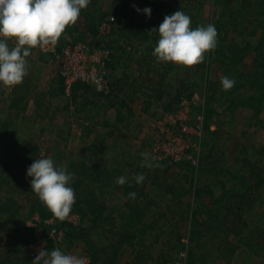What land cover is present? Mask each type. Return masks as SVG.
Returning a JSON list of instances; mask_svg holds the SVG:
<instances>
[{
  "label": "trees",
  "instance_id": "16d2710c",
  "mask_svg": "<svg viewBox=\"0 0 264 264\" xmlns=\"http://www.w3.org/2000/svg\"><path fill=\"white\" fill-rule=\"evenodd\" d=\"M98 1L91 0L88 7L81 11L78 21L74 25L67 26L62 35H70L74 42L87 40L89 33L93 36L98 35L99 25L109 17L108 12L104 13L100 9ZM117 1L121 2V0ZM142 1L144 5L140 8L141 10L148 7L151 9V14L160 15L162 20L165 16H169L164 8L165 5L160 0ZM177 1L188 8L190 0ZM213 2L219 6L218 11L213 10L206 22L213 24L217 30V45L215 49L205 54L203 63L197 64L195 71L206 69L204 77L208 103L212 106L220 99L222 100L218 103L221 104L218 106L219 109L212 110L214 113L217 112L220 120L225 115H232L233 109H237L238 106L232 103L237 102L248 111L249 118L251 121L255 120L253 124L259 126L258 131L264 136V30L260 32L259 39L255 43L244 42L241 46L236 43L227 44L224 35L221 34V26H225L223 18L226 15L227 23L234 28L242 23L255 24L256 21L259 27H263L264 21L261 18L264 17V0H213ZM156 4V9L152 10ZM123 12H125L124 9ZM134 14H138L135 9L132 15ZM110 15L115 17V22L112 23L107 35L102 36L107 38L108 42L104 46L111 52L108 68L116 70L112 62H115L117 66V62L121 59L124 62V69L129 73L124 72L119 77H114L110 72L107 80L111 92L107 94L98 93L86 84H75L69 101L76 106L75 112L78 109L82 112L87 107H93L100 98L105 103L110 102L118 92L133 85L138 87L141 83L140 88L136 90L141 91L146 88L144 82L148 80L147 78L153 79L151 77L153 74L159 78L154 77L158 86L169 78L165 110L171 111L181 102L183 94L188 92L189 81L186 75L168 77L167 74L174 68L171 63L164 65L166 70L161 72L157 71L150 61L154 49L152 46L156 44L158 35L157 33L151 35L148 29L158 28L163 21L155 25L153 23L152 27L150 25L144 27L145 25L141 22L135 25L132 15L128 14V23H122L123 17L120 16H126L122 14V11ZM139 15L144 14L141 12L137 16ZM196 23V27L200 23L207 25L200 21ZM126 41L130 44L126 46L127 48L122 43ZM38 57L39 61H44L46 58L43 55ZM248 59L250 60L247 61ZM245 61L250 64L247 68L242 66ZM215 67L217 71H214ZM132 68L139 73L138 77H131L134 74ZM212 74H214L213 79ZM224 76L235 80L234 86L227 91L223 90L220 84ZM30 83L31 81L25 77L21 84L13 87L9 98V109L17 113L24 112L28 100L33 98L35 113L38 114L42 113V108L45 109L46 95L53 98L63 97L64 86L61 79L49 88ZM175 88L176 94L171 96L170 89ZM32 92L36 93L31 95ZM217 94H222L218 101L215 99ZM192 96L193 91L189 90L185 98L190 99ZM149 98H152L151 95ZM205 129L209 131L207 127ZM219 134L222 135V132ZM93 147H90L88 152L91 155H97L100 151ZM203 147L205 150L203 148V152L199 153L197 167L186 162L166 167L169 170L176 169L178 175L183 173L182 177L176 175L175 179L171 180L169 175L164 176L163 179L153 176L148 182L143 181L137 184L133 177L147 170L144 165L143 169L136 168L133 176L127 178V182L122 186L116 184V179L123 176V173L116 172L117 170L108 171L102 159L90 156L92 159L69 160L66 169L73 174L71 186L75 192V203L70 213L78 217V223L72 225L65 219L56 217L55 228L64 233L68 248H73L74 244L82 246L89 258V264H117L126 247L132 249L131 264H167L170 261L167 257L171 252L176 256L188 247V264H208V260H211V264H236L234 259L239 250L252 253L264 261V165L261 163L263 160L254 161L248 157H242L239 161L242 164L240 168L246 169L243 172L247 174L239 177L237 183H232L228 187L221 183V192L215 195L210 184L214 180L209 181L207 177L208 173L219 172L210 161L215 144L208 148L205 143ZM248 153L245 150L244 154ZM256 153L264 156V148ZM0 167L2 175L0 178V192H2L0 230L5 231V238L0 237V251L6 256L4 259L6 264H35V259L27 254L26 248L35 241L36 229L17 227L23 224L20 219L21 213L27 210L28 216L36 215L39 220L38 226L43 229L44 236L48 233L49 226H44L42 223L53 218L54 215L31 191V178L24 174L13 175L14 169L8 165L4 167L1 164ZM167 169L163 171L165 174ZM222 170L220 172H226ZM198 175L207 178L203 183H199ZM109 189L122 192L121 196L125 202L118 209L112 208V205L106 204L97 196V192L103 194ZM130 193H135V197L130 196ZM189 196L192 200L187 204L184 199ZM162 202H164L163 205ZM205 202L211 209H207L208 205L206 206ZM173 223L178 225L173 227ZM185 223L188 225L186 228L183 226ZM185 229H188L186 235L183 234ZM184 236L190 246L183 242ZM147 237L151 239L150 248L145 247L143 243L144 238ZM161 239L164 252L163 255L157 252L155 257L151 246ZM53 249H55L54 245L49 241L45 250L50 252ZM2 262L0 264H4Z\"/></svg>",
  "mask_w": 264,
  "mask_h": 264
},
{
  "label": "rangeland",
  "instance_id": "374dc122",
  "mask_svg": "<svg viewBox=\"0 0 264 264\" xmlns=\"http://www.w3.org/2000/svg\"><path fill=\"white\" fill-rule=\"evenodd\" d=\"M160 1L162 2V4L165 5L164 8L166 9V12L169 13V16L178 10H181L185 14L190 16L192 28L196 27L195 24H197L196 22L198 21L207 24L206 20L210 18V16L213 13V10L217 12L219 8V6L215 4L213 0H190L188 8H185V5L177 0L168 1V2H165L164 0H160ZM156 3L158 4L159 2L157 1ZM157 4L154 5V8H152V10L156 9ZM98 5L104 13L106 12L109 13L108 16H111L110 15L111 13L122 11V14L124 13L126 15V16L124 15L120 16L123 17L122 23L127 24L128 23L127 14L129 16L132 15L133 10L135 8L140 9L142 5H144V2L142 0H121V2L118 3L117 0H99ZM145 5L147 6L146 3ZM123 9L125 10V12H123ZM118 15L120 14L118 13ZM137 15L138 14L132 15L133 17L132 21H134V23L136 22L135 25L138 24V22H141L145 25L144 27H147L146 25H150L152 27L153 23L155 25V24H159L158 23L159 21H163L160 15L158 14L155 15L154 13L151 14L152 18H148L145 15H139V16ZM140 16H142V18H137ZM113 18L115 21L114 16ZM223 19L224 21L223 20L222 21L225 22V26L224 25H223L224 27L221 26L222 27L221 34L224 35L227 44L236 43L239 44L240 46L243 45L244 42L253 44L259 39L260 32L264 30V26L259 27L257 21L254 22L255 24L242 23L238 27L234 28L229 23H227L228 21L227 15ZM261 19L262 21H264V17H262ZM198 25L203 26L204 24L200 23ZM79 28L81 29V27ZM153 29H155V27H153ZM148 30L149 33H151V35L155 34V32L152 33V30H150V28ZM75 37L78 36L75 35ZM70 39L72 41L74 40L71 36ZM95 40L101 45H105L106 42H108L107 38H103L102 35L97 37V34L95 36ZM122 43L123 45L125 44V48H127L126 47L127 45H130L128 41ZM153 45L154 46L152 47L154 48L155 44ZM13 46H14V41L9 42V47H13ZM31 53L32 54L30 55V57H27L29 59V61L27 60L28 69L30 68L29 65L32 64L31 67L34 66L32 63V59L38 57V55L32 52V50ZM46 59L47 58H45L44 60ZM249 60L250 59H248L247 61ZM150 61L157 69V71L164 72L166 70L164 65H166L167 63L157 62L156 58L153 57V55L150 57ZM114 63L115 62H112V64L116 67L117 74L119 73L120 75L121 73L128 72L126 69H124L123 66L124 62L121 59L119 60V62H117V66ZM171 64L174 65V68L169 74H167L168 77H172V76L179 77L180 75L182 76L186 75L189 81V85H188L189 90L193 91L194 103L188 105L189 107L188 116L190 117V120L196 121L197 118H200L201 121L202 129L199 132L198 136L194 134L192 128H186L187 132H191L188 135L189 137L187 136L186 138L188 139L190 145L192 146V152L197 157V166L199 164V159H198L199 153L203 152L202 150L205 147V146L203 147V144L206 143L208 148H210L211 145L215 144V149L212 154V157L210 158V161L213 166L215 165L217 167L219 172L213 171L211 173H208L207 177L209 181L214 180L210 184H212V189L214 191V194L218 195L221 192L220 191L221 183H223L224 186L228 187L232 183L233 184L237 183L239 177L247 174L246 172H243L246 171V169H244L243 167L242 169L240 168L242 164L239 161L242 159V157L245 156L254 161H256V159L263 160L261 163L264 165V156H260L258 153H256L259 149L264 148V136L261 134L260 131H258L260 130L259 126L253 124L255 123V120L251 121V119L249 118L250 116L248 114V111L245 108L243 109L241 106H239L237 102L232 103L238 105L237 109H233L234 111L232 115L229 114L225 115L222 117L223 118L222 120H220L217 117L218 116V114H216L217 112L214 113L212 110L216 111L217 109H219L218 106L221 104L218 103L222 102L219 96L222 94H217V96L215 97L217 101L220 99L218 103H215L212 106L208 103L207 100L208 95L205 92L206 83L204 77V74L206 73V69L195 71L196 65L189 68L180 65H175L173 63ZM249 65H250L249 62L245 61L244 65L242 66H244V68H247ZM41 66L46 67V65L43 64H41ZM167 67H169V65H167ZM52 70L54 71V74H56L55 70L54 69ZM215 70L216 67L214 68V71ZM220 71L218 72L220 73ZM43 76H44V71L42 70L41 73L40 71H38V79L40 80L36 82L41 83ZM155 76L156 75L153 74L151 77L154 79ZM211 77L213 79L214 74H212ZM147 79L148 80L144 82V86L146 88L141 90L140 92L137 91L135 92L137 97L139 96L142 97L141 99L142 101L144 102L147 101L146 104H143L142 106V101L140 100L141 101L140 104L134 103V105H131V109H132L131 112L134 115L130 119L132 122V124L129 125L130 133L127 134V137H130L129 139L131 145L130 148L125 149L123 147L124 137L122 135L120 136L119 134L117 135L115 134L112 136V140L114 141L113 143L100 145V143L97 142L95 147H93V149L94 148L98 149L100 153L106 156L107 159L110 161L108 165H105L108 171H114V170H117L116 172L121 171L123 173V176H125L126 178H130L131 176H133V173L136 170V168L143 169L145 165V167H147V170L145 169L146 171L143 173L145 177L144 181L148 182L149 180H151L150 178H152L153 176H156L159 179H163L164 176H168V175L171 176L170 179L173 180L175 179L176 175H178L177 170L176 169L169 170V168L167 169L166 167L169 166L166 164V162L164 161L159 162L157 159L154 158L155 156L153 155V150L151 149V143L155 139L156 133L154 129H152V125L150 124L157 119L159 121H162L161 119H163L162 118L163 114L165 116V119L167 120L171 118L174 119L180 117L181 113L177 111L180 104L175 105L171 111L165 110V107L167 105L166 93L169 92L167 85V83L169 82V78L167 80H164V83L161 86H158V84L155 83V81L157 80L155 79L151 80L150 77H148ZM156 79L159 78L156 76ZM176 90H177L176 88L170 89V92L172 94L171 96H174L176 94ZM189 90L186 94H183L184 96L182 98H185L189 94ZM178 92L179 91H177V93ZM181 93L183 92L181 91ZM149 95H151L152 98H149ZM233 97H236V95H233ZM155 101H157L158 104H156L151 110L148 109L147 111H144L145 106L147 107V103H152V105H154L153 102ZM86 109L90 111L88 112V115L91 118L96 114V112L98 111L102 112L101 108H98L97 111H95L97 109L95 107H87ZM150 111L152 112L151 116L149 115L151 113ZM72 112H68L65 115V117L68 118V121L72 118H75V114ZM29 113L30 111L26 115L22 116V119L20 117L19 121H15L14 123L11 122L10 124L9 122H7L8 123L7 127H9L10 131L14 132V135L13 137H11V139L8 142H6V144H4L3 147H0V162L3 163L4 167H6L7 165L9 167H12V169H14L13 175L24 174L26 176V169L33 163L34 159L52 158L55 165L66 168V165L69 160L90 158V156H88L89 153L88 150L85 151L84 149L81 148L80 150L81 154L80 153L76 154L75 151H71L72 150L71 147L70 149H68L70 145L64 142V140L60 137L62 133L65 134L67 133L66 128L61 132L60 135L57 134L54 137L53 135H50L49 137H47L44 135L42 131L39 132V130L42 129L41 127H44V125L42 123L33 121L32 114L30 116ZM76 118L74 119V121L76 120ZM55 122H57L55 121V119H51V121H49V125L51 127H54ZM205 127H207L209 131H207ZM220 132H222V135L219 134ZM65 134L63 135L66 136ZM178 134L183 135L184 132L179 131ZM59 137L61 140H59ZM76 143L77 144L75 145H78V142ZM245 150L249 152L247 155L244 154ZM255 150L257 151L255 152ZM121 153H123L124 155L123 157L120 156ZM116 154L119 156H117ZM21 156L24 157V160L18 158ZM154 161L161 164L162 166L157 165ZM149 164L151 166H148ZM164 166L167 169L166 174L163 172L164 170H166ZM221 169H223L222 171H226V172L225 173L220 172ZM178 176L182 177L183 173H181V175ZM1 177L2 175L0 174V178ZM207 177L203 175H198L197 176L198 182L203 183L205 178ZM106 189H108V187ZM1 193L2 192H0V200L2 199ZM121 193H122L121 191L118 190L113 191V189H109L108 192L106 191L103 194L97 192V196H99V198L103 200V202H106V204L112 205V208L118 209L125 202V199H123ZM191 200L192 197L189 196L184 199V202L188 204L190 203ZM161 204L163 205L164 202H162ZM207 205L208 204L206 203V206ZM207 209H211L210 205H208ZM34 216H35L34 214L28 216L27 210H24L20 216L21 217L20 219L23 224L17 227H20L21 229L30 228L31 225L33 224L32 220L35 218ZM176 224L177 223H173V227L178 225ZM183 226L186 228V226L188 225H186L185 223ZM1 230H0V237L5 238L4 236L5 231L4 230L1 231ZM187 231L188 229L183 230V234L186 235ZM150 240L151 239L148 237L144 238L143 243L145 247L150 248V243H151ZM183 240H186L185 236L183 237ZM188 246H190L189 243ZM151 247H152L151 248L152 251H154L153 255L155 257L157 256L156 255L157 252L158 254H160L161 252V254L163 255L164 245L162 239L159 240L157 243H153ZM139 248L140 247L138 246V249ZM77 251H79V249H77ZM132 256H133L132 249L126 247L122 252L121 256L119 257L117 264H129L131 262L130 259ZM174 257L175 255L171 252L167 258L168 259L170 258L169 260H173ZM163 258L165 259V257ZM234 263L264 264V261L262 259L255 257L252 253L239 250V252L235 256ZM208 264H211V260H208Z\"/></svg>",
  "mask_w": 264,
  "mask_h": 264
},
{
  "label": "clouds",
  "instance_id": "9594fccd",
  "mask_svg": "<svg viewBox=\"0 0 264 264\" xmlns=\"http://www.w3.org/2000/svg\"><path fill=\"white\" fill-rule=\"evenodd\" d=\"M91 0H0V85L13 87L23 82L28 74L26 58L34 48L55 45L69 25H74ZM151 16V9L135 8ZM158 35L152 55L157 62L192 67L203 63L205 54L217 45V30L213 24L191 27V17L178 10L165 16L163 22L152 30ZM14 46L9 47V41ZM223 90H230L235 80L224 76L220 80ZM148 166H151L150 164ZM30 188L38 199L57 218L63 220L75 203L71 183L73 174L54 164L52 158L34 159L26 169ZM133 179L144 181L142 173ZM125 176L117 177L116 184L124 185ZM135 197V193L129 194ZM86 257L65 253L60 248L50 252L39 251L35 264H86Z\"/></svg>",
  "mask_w": 264,
  "mask_h": 264
},
{
  "label": "built area",
  "instance_id": "2783aa9c",
  "mask_svg": "<svg viewBox=\"0 0 264 264\" xmlns=\"http://www.w3.org/2000/svg\"><path fill=\"white\" fill-rule=\"evenodd\" d=\"M114 22L113 16H109L103 21L97 29V37L106 36ZM9 42L12 41L10 40ZM97 43L95 36L91 33L87 35V40L76 42L72 41L68 34H63L55 45L46 46L43 49L39 47L32 49L36 55H43L48 58L54 66L56 75L63 81L64 92L62 98L64 101H70L72 88L77 83L89 85L98 93L107 94L111 92L107 80V75L111 72L108 68L111 62V52L104 45L100 44L97 46ZM193 97L194 95L190 99H181L177 109L181 113L180 117L167 120L163 114L162 118L164 120L161 119L162 121H159L157 119L150 124L156 133V137L151 143V149L155 156L153 157L159 162H166L168 166L178 165L181 162L197 166V157L192 152V146L186 138L191 133L187 132L186 128H192L197 136L202 129L200 118H197L196 121H191L188 116V105L194 103ZM69 104L70 110L74 112L76 106L70 102ZM179 131H183L184 134H178ZM55 218L54 216L42 223L44 226H49L46 236L43 235L41 226H38V218L36 217L32 220L33 224L30 228L36 229L35 241L27 246V254L36 259L39 251L45 250V247L51 241L54 248H60L65 253L86 257V264H89V258L80 244H74L73 248H68L64 233L54 226ZM65 220L72 225H77L78 223V217L71 213ZM183 242L188 246L187 239L183 240ZM188 251V248L180 251L167 264H188Z\"/></svg>",
  "mask_w": 264,
  "mask_h": 264
},
{
  "label": "crops",
  "instance_id": "0c3cea01",
  "mask_svg": "<svg viewBox=\"0 0 264 264\" xmlns=\"http://www.w3.org/2000/svg\"><path fill=\"white\" fill-rule=\"evenodd\" d=\"M26 60L29 61L28 58H26ZM44 61H39V57L32 59L34 66L31 67L32 64L29 65L30 68L28 69V74L25 77L31 81L30 84L32 85H44L49 88L53 84L56 85V82L59 79L58 76L54 74V71L52 70L54 69L52 68L54 66L51 64L48 58ZM41 64L46 65V67H42ZM42 70L44 71L43 79L41 80V83H37L36 81L40 80L38 79V71L41 73ZM132 71L134 74L131 77L136 78L139 76V73L134 71V68ZM111 75L114 77H119V73L117 74V71L114 68H111ZM143 76L145 75L143 74ZM140 85L141 83L139 86ZM139 86L137 87V85H133L127 89L124 88V90L117 93L116 97L112 101H106L108 104L105 103L103 99H98L93 107L97 108L95 111H97L98 108H101L102 112H96V114L91 118L88 115V112L90 111L87 109L83 110L82 112H80L79 109L76 112H72L70 110L69 101H64L60 96L53 98L49 97L48 95H46V98L44 99V103L46 104L45 109H41L42 113H35L33 98L28 100L26 110L24 112L17 113L8 107L10 102L9 98L14 86L5 87L0 85V88L2 89H0V147H3L4 144H6V142H8L14 135V132L10 131L9 127H7V122L10 124L11 122L14 123L15 121H19L20 117L22 119V116L26 115L30 111L29 115L31 116L32 114L33 121L42 123L44 125V127H41L42 129H40L39 132L42 131L47 137L50 135H53V137L57 134L60 135L61 132L66 128L67 133H62L60 137L64 140V142L70 145L68 149L71 147V151H75L76 154H81V148L87 151L90 147H95L97 142L100 143V145L113 143L114 141L112 140V136L115 134H119L120 136L122 135L124 137L123 147L125 149H129L131 146L129 141L130 137H127V134L130 133L129 125L132 124L130 119L134 115L131 112V105H134V103L140 104L142 101V97H137L135 93L136 90L140 88ZM33 93L35 94L36 92H32L31 95H34ZM146 102L147 101H142V106L143 104H146ZM153 103L154 105H152V103H147V107L145 106L144 111H147L148 109L151 110L156 104H158L157 101ZM68 112L75 114V118L77 117L75 121V118H72L68 121V118L65 117ZM149 115L151 116L152 112ZM51 119H55V121H57L55 122L54 127L49 125V121H51ZM60 137L59 140H61ZM76 142H78V145H75L77 144ZM88 156H92L93 158L95 156L97 159H102L106 165H108L110 162L107 157L102 155L100 152L97 155H90L88 153ZM120 156L123 157V153H121ZM18 158L24 160L23 156ZM1 163L2 162H0V164ZM34 217L36 218L37 216L35 215ZM5 257V254H2L0 251V263L3 261L4 264H6L4 260Z\"/></svg>",
  "mask_w": 264,
  "mask_h": 264
}]
</instances>
